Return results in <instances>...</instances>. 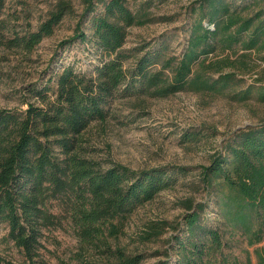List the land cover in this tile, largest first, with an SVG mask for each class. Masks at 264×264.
Listing matches in <instances>:
<instances>
[{
	"label": "trees",
	"instance_id": "trees-1",
	"mask_svg": "<svg viewBox=\"0 0 264 264\" xmlns=\"http://www.w3.org/2000/svg\"><path fill=\"white\" fill-rule=\"evenodd\" d=\"M84 2L75 33L61 45L78 39L90 42L102 55L94 70L65 66L53 82L32 84L30 99L0 107L4 264H20L2 255L5 247L17 248L25 264L42 263L46 232L62 227L64 218L72 224L77 245L63 264H142L145 252L121 242L128 220L193 166L135 169L98 158L91 131L109 121L115 101L136 97L142 104L148 97L186 90L210 99L227 94L238 102L264 103V71H255L254 62L264 61L263 10L249 14L248 6L235 0H195L189 36L177 54L164 42L149 48L125 46L131 27L154 21L149 3L134 9L128 0ZM73 12L71 1L58 0L37 30L10 38L7 46L33 50ZM88 16L90 34L82 28ZM249 73L256 76L246 82ZM201 135L196 131L186 138ZM199 167L206 199L186 198L182 221L150 220L140 238L150 241L168 228L177 232L167 260L159 264H255L250 252L245 261L228 253L224 232L207 224L203 214L212 200L224 226L255 246L256 264H264V121L235 130L209 164ZM174 250L178 256L170 262Z\"/></svg>",
	"mask_w": 264,
	"mask_h": 264
},
{
	"label": "rangeland",
	"instance_id": "rangeland-1",
	"mask_svg": "<svg viewBox=\"0 0 264 264\" xmlns=\"http://www.w3.org/2000/svg\"><path fill=\"white\" fill-rule=\"evenodd\" d=\"M57 1H4L0 10V107H14L22 100L30 99L28 88L32 84H45L65 66L92 72L100 62L101 53L88 41L78 39L68 45H61L75 33L76 24L84 11V0H68L74 12L66 15L55 26L53 34L44 37L33 50L7 46L10 38L37 30ZM194 1L128 0L134 9L142 3H149L155 19L131 27L125 46L133 48L147 45L149 48L164 42L169 52L179 54L189 36ZM235 3L247 5L246 13L249 14L259 10L264 12V0H235ZM89 20L90 16L82 24L87 34L91 33L88 30ZM254 62L258 64L255 71L263 72L264 61L256 58ZM255 76L249 73L244 78L246 82H251ZM113 108L114 114L109 121L105 125L95 126L91 131L98 158L113 160L135 169L170 164L193 166L190 173L179 177L174 187L161 191L152 202L139 207L128 220L126 235L121 238L122 244L130 249L138 248L145 252L142 264H159L167 260V250L173 243L171 237L177 232L168 228L159 237L143 241L140 236L149 221L164 219L176 224L183 220V200L190 196L198 201L206 199L207 193L199 183V166L209 164L212 154L222 149L226 139L235 130L264 121V103L256 99L238 102L227 94L210 99L203 94L185 90L164 98L148 97L142 104L136 97H129L115 101ZM215 129L217 132L214 133ZM196 131L203 132L202 138H186ZM203 217L208 225L224 232L230 244L226 249L228 253L245 261L250 252L256 264L255 246H250L240 233H230L231 230L224 226L218 215L214 201H209ZM71 226L70 221L64 218L62 227L46 232L40 264H63L70 260L77 245ZM0 232L3 231L0 229ZM2 255L16 263L25 264L24 257L15 247H5ZM177 256L174 250L170 262H175Z\"/></svg>",
	"mask_w": 264,
	"mask_h": 264
}]
</instances>
